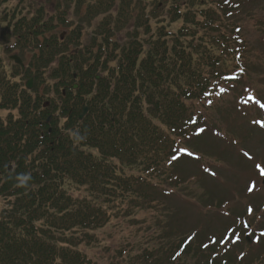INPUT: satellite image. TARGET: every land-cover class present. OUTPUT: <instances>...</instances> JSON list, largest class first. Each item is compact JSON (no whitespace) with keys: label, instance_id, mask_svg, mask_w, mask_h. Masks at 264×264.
<instances>
[{"label":"trees","instance_id":"trees-1","mask_svg":"<svg viewBox=\"0 0 264 264\" xmlns=\"http://www.w3.org/2000/svg\"><path fill=\"white\" fill-rule=\"evenodd\" d=\"M243 1L48 0L50 11L4 15L13 24L0 29L2 45L29 48L31 58L22 73L0 57V110L18 111L0 120V264H95L77 247L92 242L89 231L102 228L109 211L151 209L165 198L154 180L177 179L161 171L179 160L190 126H200L192 106L238 82L230 75L247 74L241 29L228 23ZM95 17L87 44L70 48ZM65 24L71 31L61 40L56 30ZM18 77L33 78V91ZM72 185L88 196L74 199ZM201 239L181 257H192ZM184 241L173 262L162 242L155 254L144 251L145 264H179Z\"/></svg>","mask_w":264,"mask_h":264},{"label":"rangeland","instance_id":"rangeland-1","mask_svg":"<svg viewBox=\"0 0 264 264\" xmlns=\"http://www.w3.org/2000/svg\"><path fill=\"white\" fill-rule=\"evenodd\" d=\"M47 1L9 0L0 7V29L13 24L3 18L6 13L10 15L17 11V14L26 16L34 14L39 5L50 11ZM233 16L234 19L228 23L241 29L238 35L242 37L246 49L243 61L247 74L241 75L244 77L236 83L221 84L202 104L192 106L191 114L198 116L202 127L190 126L191 134L196 129L200 130L183 142L186 153L161 171L176 173L177 179L170 182L159 178L154 180L155 186L163 190L165 198H155L151 209L148 206L128 211L122 206L114 208L108 212L102 228L89 231L92 242H83L77 251L92 263L145 264L144 251L155 254L162 242L168 245L163 255L170 263L173 262L171 255L174 250L194 233L188 246L192 243L195 246L198 237H202L196 244L194 255L178 257L174 262L202 264L209 255L200 251L212 246L215 247L212 258L220 259L228 254L231 257L228 264H264V186L261 184L264 172L257 167H264V0H244ZM73 19L78 24L81 21L78 17ZM98 20L95 17L90 20L89 26L83 24L76 44L69 47L87 44L88 32L91 31L88 29ZM56 31L58 35H67L71 28L65 24ZM226 33L232 34V27ZM2 44L0 36V57L9 72L14 65L8 59L12 55H17L28 68L31 58L29 48L22 53L13 45L7 48ZM48 78L47 74L43 76L45 85L54 86L55 82ZM29 79L18 77L16 82L25 88ZM10 114L16 118L18 111L0 110V120L6 121ZM132 172L140 173L138 170ZM67 191L74 199L88 196L85 188L75 185ZM98 201L108 202L104 198ZM4 205L5 201L1 198L0 210ZM104 207L109 210L115 205L105 204ZM246 235H249L250 244L244 241Z\"/></svg>","mask_w":264,"mask_h":264},{"label":"water","instance_id":"water-1","mask_svg":"<svg viewBox=\"0 0 264 264\" xmlns=\"http://www.w3.org/2000/svg\"><path fill=\"white\" fill-rule=\"evenodd\" d=\"M10 60L14 61L15 64L19 65V66L21 67L22 70L24 69L21 60H20L17 56H11V57H10ZM26 88H27L28 90H30V89L32 88V79H30V80H28V81L26 82ZM76 88H77L76 86H73V89H76ZM85 113H86V109L83 110V113H82V115L80 116V119L83 118V116L85 115Z\"/></svg>","mask_w":264,"mask_h":264},{"label":"clouds","instance_id":"clouds-1","mask_svg":"<svg viewBox=\"0 0 264 264\" xmlns=\"http://www.w3.org/2000/svg\"><path fill=\"white\" fill-rule=\"evenodd\" d=\"M30 179L29 175H23L21 177L18 178V180L20 181V186H26L27 181Z\"/></svg>","mask_w":264,"mask_h":264},{"label":"snow or ice","instance_id":"snow-or-ice-1","mask_svg":"<svg viewBox=\"0 0 264 264\" xmlns=\"http://www.w3.org/2000/svg\"><path fill=\"white\" fill-rule=\"evenodd\" d=\"M262 107H264V105H262ZM262 126H264V123H262ZM246 155H247V154H246ZM257 167H260L261 171L264 172V167L259 166V165H258Z\"/></svg>","mask_w":264,"mask_h":264}]
</instances>
